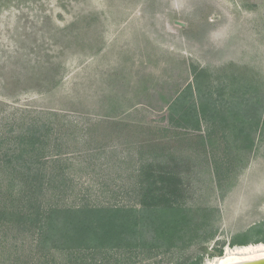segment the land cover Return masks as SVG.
Here are the masks:
<instances>
[{
  "label": "rangeland",
  "instance_id": "obj_1",
  "mask_svg": "<svg viewBox=\"0 0 264 264\" xmlns=\"http://www.w3.org/2000/svg\"><path fill=\"white\" fill-rule=\"evenodd\" d=\"M194 68L218 105L242 103L250 120L264 112V0H0V130L13 121L17 131L35 120L56 126L75 192L66 205L126 204L115 195L139 159L154 157L183 180L182 203L220 212L202 264L223 258L217 241L224 257L264 253V243L230 246L264 238V125L241 151L229 118L204 152L201 132L176 126L182 111L172 108L196 85ZM199 251L106 257L184 264ZM17 256L30 262L28 245Z\"/></svg>",
  "mask_w": 264,
  "mask_h": 264
},
{
  "label": "trees",
  "instance_id": "obj_2",
  "mask_svg": "<svg viewBox=\"0 0 264 264\" xmlns=\"http://www.w3.org/2000/svg\"><path fill=\"white\" fill-rule=\"evenodd\" d=\"M194 72L196 85H188L172 106L182 111L174 124L201 132V149L208 152L214 146L212 137L217 125H228L233 120L232 135L237 143L245 142L239 149L252 150L256 134L264 125L263 110L250 120L240 110L242 103L236 108L218 105L212 93L214 86L201 82L205 72L197 68ZM194 96L200 104L191 101L188 105ZM10 124L8 131L0 130V258L5 264L11 259V264L23 262L17 253L25 245L31 262L26 264H36V259L42 264H88L90 260L91 264H111L107 257L112 254L151 257L193 247L200 251L184 264L203 263V246L215 239L220 212L182 203L183 180L168 170L163 160L159 163L154 157L139 159L135 174L115 195L128 198L126 204L66 205V198L75 192L71 190L73 180L61 166L68 159H63L65 153L57 144L59 130L38 120L19 131L17 122ZM226 138L229 139L227 133ZM258 243H264V238H235L230 246ZM216 245L218 258H224L226 244L217 241ZM5 253L7 259H3Z\"/></svg>",
  "mask_w": 264,
  "mask_h": 264
},
{
  "label": "water",
  "instance_id": "obj_3",
  "mask_svg": "<svg viewBox=\"0 0 264 264\" xmlns=\"http://www.w3.org/2000/svg\"><path fill=\"white\" fill-rule=\"evenodd\" d=\"M241 247L246 248V246H241ZM229 264H264V255H259V256L242 255L238 259L231 261Z\"/></svg>",
  "mask_w": 264,
  "mask_h": 264
},
{
  "label": "bare ground",
  "instance_id": "obj_4",
  "mask_svg": "<svg viewBox=\"0 0 264 264\" xmlns=\"http://www.w3.org/2000/svg\"><path fill=\"white\" fill-rule=\"evenodd\" d=\"M259 255H264V253L252 254L251 256H259ZM240 256H242V255L229 254L226 257H224L223 259H221L219 264H229L231 261L238 259ZM245 256H247V255H245Z\"/></svg>",
  "mask_w": 264,
  "mask_h": 264
}]
</instances>
